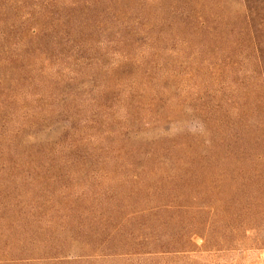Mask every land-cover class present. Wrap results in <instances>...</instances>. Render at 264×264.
<instances>
[{
	"label": "trees",
	"instance_id": "16d2710c",
	"mask_svg": "<svg viewBox=\"0 0 264 264\" xmlns=\"http://www.w3.org/2000/svg\"><path fill=\"white\" fill-rule=\"evenodd\" d=\"M29 1L0 0V6L15 12ZM231 2L176 1L172 22L144 24L149 35L156 32L160 43L172 37L174 47L168 55L186 60L184 83L197 84L193 90L184 85L188 89L184 101L199 104L198 128L185 136L175 128L170 139H166L169 130L163 129L160 140L127 150L122 144L129 138H139L159 124H172L170 117L156 116L158 108L170 106L161 93L147 99L140 90L145 103L136 107L143 118L128 112L120 118L130 122L117 132L121 143L109 138L82 142L75 136V121L70 120L66 133L49 144L55 149L42 153L37 138L59 134L47 121L61 98L47 89L62 88V82L56 79L58 73L44 78V68L37 67H45L49 60L28 59L38 52H32L31 46L21 47L24 56L7 48L12 26L0 31V122L4 124L0 128V264L42 260L30 257L40 247L54 244V237L70 233L66 240L82 245L79 264L186 256L194 251L195 235L211 249L238 243L248 233L264 245V0H237L235 18L222 13ZM62 3L68 20H74L75 14L88 19L96 11H102L101 17L112 3L138 7L137 0ZM53 4L47 1L46 7L34 9H42L50 21ZM27 31L33 42L47 30L33 23ZM154 52L150 62L158 57L156 47ZM207 79L218 88L209 90ZM64 81L75 85V78ZM180 104L171 107L182 112L185 108ZM149 115L158 120H145ZM16 148L25 152L15 153ZM92 250L97 255H86Z\"/></svg>",
	"mask_w": 264,
	"mask_h": 264
},
{
	"label": "rangeland",
	"instance_id": "374dc122",
	"mask_svg": "<svg viewBox=\"0 0 264 264\" xmlns=\"http://www.w3.org/2000/svg\"><path fill=\"white\" fill-rule=\"evenodd\" d=\"M47 1L54 3L51 8L54 16L50 21L46 20L42 9H34L35 5L46 7ZM176 1L183 0H137L138 7L130 4L125 8L112 3L101 17L102 11H96L89 14L88 19L82 14H75L74 20L72 17L67 19L69 15L62 3L63 0H30L15 12L7 11L8 6H0L2 14L0 31L4 27L13 28L7 48L22 56L24 54L20 49L23 45L31 46L32 52L43 51L42 54L31 53L28 59L37 57H41L43 61L48 59L45 67L37 68H44V78L53 77L58 73L56 79L63 85L62 88L47 89L51 96L56 94L57 98H61V101L50 109L51 113L57 112L50 114L47 121L58 128L56 133L59 134L46 137L44 133L37 138L36 143L42 153L55 149L49 144L53 145L52 142L60 138L62 131L66 133V123L70 120L75 121V136L82 142L89 143L100 138L106 140L109 138L112 142L121 143L122 139L117 132L122 127H127L130 122L124 123L120 118L126 112L138 120L143 118L138 115L140 111L139 107H136L145 103L140 95L141 89L147 99L149 94L158 92L163 95L166 104L170 106L158 108L156 116H159L158 118L168 116L172 124L169 127L159 124L156 130L144 133L139 138H129L122 144L125 150L160 140L163 129L169 130L166 139H170L171 134L176 133L175 128H179L177 133L181 136H185L186 132L194 134L193 131L198 128V121L195 120L198 114L195 108L199 104H194L191 100L184 101L188 95V89H184V85L187 84L193 90L197 82L184 83L185 73H188L186 60H178L168 55L174 47L172 37L170 42L160 43L156 40V32L152 30L149 35L147 28L144 27L148 20L172 22L174 16L172 6ZM238 9L237 0H232L222 13L226 17L235 18ZM56 22L61 25H56ZM79 22L84 25L82 29ZM33 23L47 31L39 40L30 42L27 30ZM53 24L56 25V29L49 30ZM164 33L166 34V31ZM155 47L158 57L156 61L150 62L148 58L155 53ZM187 55L188 53H185V56ZM67 78H75V85L67 86L64 83ZM209 85V90L218 88L214 83ZM178 103L185 108L184 111H179L176 106L171 107ZM60 107L66 111L63 113L58 111ZM172 111L176 114L168 113ZM156 116H146L145 120ZM3 125L0 122V128ZM23 151L16 148L15 153ZM70 235L71 233L58 235L54 237V244L42 246L34 251L30 258L42 260L33 261L32 264H55L52 261L55 259L79 264L76 260L82 252V245L79 241L71 243L66 240L68 238L65 236ZM251 237L253 233H248L247 238L239 237L236 240L238 243L226 242L228 245H218L211 249L204 247L200 235H195L191 238L194 251L187 253L186 256L168 257L163 260L133 257L98 264H264V245L256 243ZM86 255L95 256L97 253L92 250L86 252Z\"/></svg>",
	"mask_w": 264,
	"mask_h": 264
}]
</instances>
